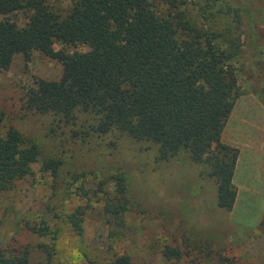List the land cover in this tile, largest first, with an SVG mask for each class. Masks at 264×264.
Here are the masks:
<instances>
[{"label": "rangeland", "instance_id": "1", "mask_svg": "<svg viewBox=\"0 0 264 264\" xmlns=\"http://www.w3.org/2000/svg\"><path fill=\"white\" fill-rule=\"evenodd\" d=\"M194 1L183 4L191 15ZM218 5L235 7L243 21L231 113L244 93L264 103V0H219ZM9 18L24 21L21 14ZM53 47L74 53L89 44L79 40ZM61 71L58 61L36 48L0 69L1 125L14 127L41 151L30 173L0 195V253L25 252L29 264H100L112 255L128 256L132 264H264L261 150L254 148L251 170L244 160L254 152L243 148L241 170L234 167L232 178L235 202L231 210L222 209L205 166L191 162L185 151L157 161L148 142L118 133L75 136L90 133L88 114L78 113L65 124L51 114L25 111L22 93L41 80L59 79ZM231 147L238 157L239 149ZM51 159L59 162L55 174L41 165ZM121 203L126 209L112 213ZM166 248L177 250V258H166Z\"/></svg>", "mask_w": 264, "mask_h": 264}, {"label": "trees", "instance_id": "2", "mask_svg": "<svg viewBox=\"0 0 264 264\" xmlns=\"http://www.w3.org/2000/svg\"><path fill=\"white\" fill-rule=\"evenodd\" d=\"M218 1L195 0L191 15L184 0H68L65 5L0 0V69L31 48L55 59L61 76L28 87L20 98L25 111L51 114L65 124L78 113L88 114L90 133L75 136L118 133L148 142L157 161L185 151L215 182L217 205L231 210L238 152L221 142V133L238 95L235 61L242 54L243 21L235 7ZM14 14L24 21L11 20ZM79 40L89 49L69 53L53 47ZM3 119L0 111V195L27 176L41 156L37 143L12 126L4 128ZM41 165L55 174L59 162ZM124 204L112 213H121ZM163 255L177 258L178 251L166 248ZM0 264H29V259L25 252L0 253ZM100 264L132 263L128 256L112 255Z\"/></svg>", "mask_w": 264, "mask_h": 264}, {"label": "crops", "instance_id": "3", "mask_svg": "<svg viewBox=\"0 0 264 264\" xmlns=\"http://www.w3.org/2000/svg\"><path fill=\"white\" fill-rule=\"evenodd\" d=\"M221 142L239 149L235 170H241L243 148L249 147L254 152L244 160L251 170H254L255 166L254 162L251 163L256 155L254 148L261 150V155H264V103L252 92L241 94L235 101L222 130Z\"/></svg>", "mask_w": 264, "mask_h": 264}]
</instances>
